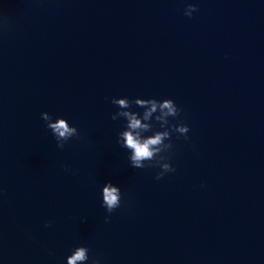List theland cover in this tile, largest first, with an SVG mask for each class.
<instances>
[{"label":"water","instance_id":"1","mask_svg":"<svg viewBox=\"0 0 264 264\" xmlns=\"http://www.w3.org/2000/svg\"><path fill=\"white\" fill-rule=\"evenodd\" d=\"M136 98L189 128L160 180L117 143ZM0 189V264H264V0H0Z\"/></svg>","mask_w":264,"mask_h":264},{"label":"clouds","instance_id":"2","mask_svg":"<svg viewBox=\"0 0 264 264\" xmlns=\"http://www.w3.org/2000/svg\"><path fill=\"white\" fill-rule=\"evenodd\" d=\"M197 11L194 4H187L184 8L183 14L191 18L192 13ZM118 108H128L129 101L125 99L112 98L110 101ZM134 102L140 108L145 109L142 117L138 118V113L129 111H117L111 116L112 120L118 117H124L127 121L125 131L118 133L117 143L122 148L128 150V161L130 167L134 169L144 168H159L160 171L156 173L155 179L160 180L166 173L174 172V167L168 162L169 157L164 155L168 153L173 145L170 142L171 133H177L187 140V133L189 128L186 124L177 123L175 125L169 122V117L177 118L180 115V109L171 99L156 100L149 99H134ZM158 115L153 117V113ZM41 119L46 122V127L51 131L53 137L57 142V148L63 149L65 142L73 137H78L79 133L75 126H70L67 120L57 117L53 122L52 117L47 112L40 114ZM150 118L159 123L162 131L153 130L152 123H144ZM152 134L143 137L142 132H149ZM168 141V142H166ZM65 171H68L67 166H63ZM3 195V189H0V196ZM121 190L117 186H113L111 182L103 184L101 189L102 202L101 207L107 213H112L121 206ZM105 223L108 222L109 217L105 216ZM50 226V222L45 223V227ZM89 249L86 246H77L71 250V254L66 257V264H88ZM91 264H100L99 258H93Z\"/></svg>","mask_w":264,"mask_h":264}]
</instances>
